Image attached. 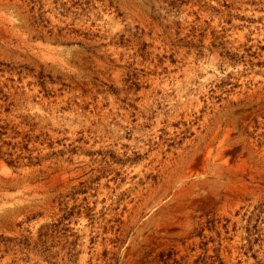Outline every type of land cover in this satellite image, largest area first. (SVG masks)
I'll return each instance as SVG.
<instances>
[{
    "label": "rangeland",
    "instance_id": "obj_1",
    "mask_svg": "<svg viewBox=\"0 0 264 264\" xmlns=\"http://www.w3.org/2000/svg\"><path fill=\"white\" fill-rule=\"evenodd\" d=\"M0 264H264V0H0Z\"/></svg>",
    "mask_w": 264,
    "mask_h": 264
}]
</instances>
